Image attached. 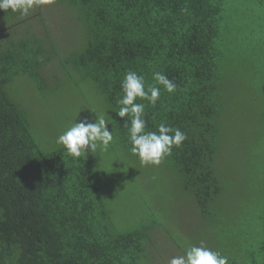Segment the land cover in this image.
<instances>
[{"label": "trees", "instance_id": "16d2710c", "mask_svg": "<svg viewBox=\"0 0 264 264\" xmlns=\"http://www.w3.org/2000/svg\"><path fill=\"white\" fill-rule=\"evenodd\" d=\"M249 5L264 9V0H42L28 15L0 10V264H158L155 239L169 238L173 227L158 201L164 195L134 171L140 159L116 114L128 70L146 85L157 71L177 84L173 93L159 86L155 106L137 99L146 130L163 122L186 134L161 161L171 189L203 221L225 215L233 189L227 149L237 147L235 138L264 149V79L254 81L255 33L241 19ZM49 12L59 22L45 25ZM35 17L43 29L33 30ZM89 87L101 105L95 117L103 115L114 139L107 152L73 160L63 145L47 146L30 108ZM30 92L33 104L25 103ZM253 130L257 140L243 136ZM136 199L143 201L132 211L137 217H114L116 207ZM258 215V254L215 241L208 248L228 264H264V193Z\"/></svg>", "mask_w": 264, "mask_h": 264}, {"label": "rangeland", "instance_id": "374dc122", "mask_svg": "<svg viewBox=\"0 0 264 264\" xmlns=\"http://www.w3.org/2000/svg\"><path fill=\"white\" fill-rule=\"evenodd\" d=\"M255 8L252 10L250 6V10L245 15H241L242 23H252V29L255 33L256 42H249V48H252L254 54L258 53V60L254 61V81L259 80V78L264 79V9L263 7L260 9V6ZM45 14V25L50 26L49 21L55 20L56 23L59 22L56 19L55 12ZM247 16L248 19L246 20ZM32 24L34 26L33 30L37 26L43 29V24L39 17H35L32 20ZM257 42L263 43L262 47L254 46ZM254 89H259V86L254 85ZM59 94L61 95H56L50 102L42 100L33 104L35 99L33 98V92H30L25 101V103L33 104L32 108H30L31 116L39 126L40 136L46 140L49 148L60 145L56 143V139L66 130L65 127H70L76 120L78 122L79 119L84 117H88L90 122L94 121L96 118L95 114L96 116L100 115L99 109L101 105L97 104L98 101L94 98V92L91 87L85 88L83 92L78 89L68 88ZM261 100L264 102V95ZM95 108L96 110H94ZM262 110L264 113V109ZM262 110L255 112L254 117L249 119L256 120ZM101 116L103 117L102 114ZM249 124L250 127L247 131L251 129V123ZM258 125L257 121H254L253 129ZM260 135L254 130L252 134L246 133V131L243 132V136L249 140H257ZM235 141L237 142V147H230L227 149V154H225V158L229 157V161L226 163L227 171H224L225 175L232 180L233 189H231L230 195L227 197L229 206H227L225 215L221 219L219 218L218 222H206L200 216L190 214L192 211L188 212V204H186L183 196H177L178 190L171 189L173 183L171 172L164 170L161 163L158 166L142 165L141 162L134 163V171H141L142 178L155 183L154 192L164 195L158 201L162 204L161 207H165V210L162 208V211L169 217L167 218V223L173 227L172 231H168L169 233L167 232V234H169V238L173 240L178 249L184 248V250L180 249L181 253L180 250H175L167 235L160 233L155 239L156 246L161 250L159 254L157 253L158 264H162V260H164L163 264H169L172 257L184 255L187 249L193 245L200 246L201 242L206 247H208L209 242L214 241L216 243L222 242V247L229 244H234L236 247L241 245L258 254V248L261 245L258 211L264 193V158L262 156L264 149L262 150L258 147L250 148L242 141V144L238 143V138H235ZM102 161L106 163L104 160ZM116 161L119 162L117 159ZM142 204L143 201L138 199L125 201L123 202V207H116L113 215L121 220L133 219L137 216H131L133 215L132 211L136 213L138 210L143 209H137ZM240 224H242L241 229L239 227ZM184 228L188 231H185ZM185 234H189L190 237H184ZM162 254L164 256L163 259L161 257Z\"/></svg>", "mask_w": 264, "mask_h": 264}, {"label": "clouds", "instance_id": "9594fccd", "mask_svg": "<svg viewBox=\"0 0 264 264\" xmlns=\"http://www.w3.org/2000/svg\"><path fill=\"white\" fill-rule=\"evenodd\" d=\"M40 2L42 0H0V10L11 9L19 11L21 15H28L30 9ZM152 79L155 83L146 85L143 75L128 70L121 81L123 95L117 101L120 107L116 114L124 120L123 127L128 129L131 153L138 156L142 165L158 166L171 153L173 146H181L187 136L179 128L166 126L163 122L159 124L157 131L146 130L145 104L137 103V99L155 106L161 94L159 86L168 93L175 92L177 88L174 80L161 72H154ZM107 125V120L102 116L91 122L88 117L81 118L60 134L56 143L63 145L67 155L73 160L86 158L89 150L93 154L97 149L107 152L114 139L113 132ZM169 264H228V257L209 249L201 242L200 246L193 245L187 249L184 255L172 257Z\"/></svg>", "mask_w": 264, "mask_h": 264}]
</instances>
